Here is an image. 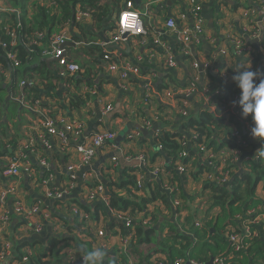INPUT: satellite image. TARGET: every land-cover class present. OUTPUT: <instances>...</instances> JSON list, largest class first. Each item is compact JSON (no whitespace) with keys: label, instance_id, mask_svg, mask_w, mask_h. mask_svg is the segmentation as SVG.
<instances>
[{"label":"crops","instance_id":"obj_1","mask_svg":"<svg viewBox=\"0 0 264 264\" xmlns=\"http://www.w3.org/2000/svg\"><path fill=\"white\" fill-rule=\"evenodd\" d=\"M166 1L142 0L139 6L133 4L137 10L146 12V14L141 16L142 30L138 34L128 35L125 40L112 41V31L101 32L107 40L106 42L100 35L91 39L90 31L93 20L87 16H82L81 20L75 17L76 24L89 28L84 39L75 40L73 35H79V28L78 26L74 27L72 24L68 26L66 29L68 40H72L75 46L66 47V55L69 60L77 63L80 67L82 66L79 75L93 82L95 93L92 95V103L82 102L80 95L73 92L71 97L75 96V98L72 100L71 97L66 99L64 102L66 107L57 106L60 105L61 99L67 92L64 76L61 74V67L55 59L47 62L46 58L50 56L37 59L32 56L30 58L32 62L29 66L31 68L34 69L40 62H44L51 73L49 78H40L37 73L30 72V75H33L34 78V84L30 87L34 86L38 89V98L42 100L43 104L46 103L55 107V114H58L55 115L57 120L60 117H65L69 121L81 120L83 122L85 128L81 142L85 139L88 140L87 138L96 130H109L114 132L116 136L126 126L130 128V134L132 133V135L134 132L139 131L136 139L139 142L143 141V143L124 139L117 145L115 137L114 141L107 142L100 147L91 162L87 164L96 166V172L91 169L81 171V154L76 149L80 142L69 139L68 144L64 145L56 137H52V147L50 149L38 145L41 150L44 149L42 151H44L47 160V166L41 165L39 162L40 149H38V152L35 149L37 143L40 144L36 140L37 134L41 129L44 130L43 126L40 125V118L37 113L21 107L11 98L22 91L25 85L21 86L20 81L27 78L24 76L18 79L10 73L3 80H0V93L3 95L2 99L5 100L2 102L0 97V141L9 143L13 139L16 145H27L28 148L33 147L35 149V152L30 150L26 152L33 174L27 175L22 170L19 180H13L12 175L3 173V168L7 167L6 165L11 162L14 155L16 156L17 151L13 153V148L18 146L7 145L6 147L5 145L6 149L10 147L9 156L0 157V191L8 187L10 183H13L16 187L15 195L8 196L4 202L0 203L1 240L2 238L10 240L13 246L19 242H37V246L27 247L31 253H36L37 248H41L46 244L48 236L46 226L52 223L51 231L54 234L76 235L80 239H86L87 236L84 233L87 231V233L91 232L95 236L94 249L103 248L110 251L121 249L120 241L123 233H120L117 226L113 227L115 234L109 230L111 218L115 215L113 212L103 214L99 211V208H95L97 203L108 205V201L103 200L102 196L96 199L88 197L90 191L94 190L96 183L100 182L102 184L99 176H102L106 182L108 176L115 183H119L127 175V173H124V168L132 165H122L117 154L122 156L143 154L146 157V163L140 166L143 172H134L136 178L143 181V188L135 192L138 195L146 196L147 185L150 184L148 190L156 192L158 189L166 197L164 200H155L148 204L146 215L142 213L135 214V217L141 220L142 223L147 222L149 225H156L157 228L160 224H163L164 233H167L169 223H176L180 227L185 218L190 215L193 217V221L204 223L210 217H214L219 213L218 208L207 211L208 206L207 203L205 204V197L208 191L202 192L205 182H214L212 177H208L209 170H206L212 168L211 165H207V162L215 160L208 158L213 152L212 148L208 147L201 153L200 150L192 149L191 146V152L193 153L185 158L187 161L185 163L186 167L179 164L184 166L182 171L175 167V162L172 164L165 155L156 154L158 145L153 139L155 135L161 133V129H159L153 116L157 113V110L169 112L167 116L170 118L169 127L174 130V125L178 121V117L174 115L177 113L181 98L178 93L171 95L176 90L173 83L168 88L160 91L158 86L162 81H166L164 76L167 71H173L176 80L184 83L187 76L191 75L188 65L193 60L203 64L202 71L204 70V72L201 83L205 81L215 84L213 77L220 76L221 73L225 75L224 77H228V81H231V76L238 66L245 68L249 67L250 63H246V57L239 53L234 45L228 41L227 33L232 37L239 36L244 42H247L253 49V56L264 61V0H195L194 3L200 6L203 32L199 37V42L190 47V56L186 59H184L182 53L183 45L177 39L176 32L167 30L165 22L167 19L173 18L177 28L180 25H191L192 21L189 16L191 0H170V4H166ZM124 2L125 0H122L118 5L122 7ZM14 11L17 16L19 7H13L8 1L0 0V19H2L0 25L7 20L9 21L7 14L9 12L14 13ZM28 14L30 15L31 12L29 11ZM182 14L185 18L181 16ZM115 16L118 20V15ZM246 37L259 40L250 43ZM168 52L181 65L174 69L165 67ZM105 53L108 54L109 59L104 58ZM109 62L129 63L137 67L139 73L137 75L132 74L127 88H124L117 81V73L108 71L107 65L110 64ZM151 73H154V75L152 76ZM142 81L146 82L142 84ZM82 83L85 82L79 84ZM26 86L28 87V85ZM168 90L171 91L170 94ZM238 91L240 95V90L238 89ZM195 100H199V97L196 96ZM8 101L15 103V107L13 111L6 114L5 107ZM116 102L119 103L121 111L126 114V118L119 113L107 120L96 118L97 112L104 115L103 108L108 104L114 108ZM6 118L12 120L6 123ZM146 121H151L150 127L145 126ZM142 130L146 132H142ZM85 133L87 134L85 135ZM262 145H264V141H251L246 154L253 155ZM187 151L189 152V148H187ZM217 153L228 159L232 155V150L226 145ZM111 157H116L117 162L114 163ZM69 166H72V169L69 170ZM64 168L69 171V174L63 171ZM161 168L163 170L157 174V169ZM242 169L244 168L240 162L237 167L231 168V171L236 175L243 171ZM70 176H74L75 179L74 186L69 194H72L73 191L75 193L70 198L58 201L60 204L54 207L59 213L69 217V220H66L53 215L50 207L42 201L41 196H45L46 189L55 191L59 189L58 187H63L70 181ZM169 186H173L174 190H171ZM117 193L125 195L126 188L118 189ZM256 193L259 198L264 200L262 184L258 185ZM106 194L107 191L105 190L104 195ZM17 199L23 201L27 208L40 204L41 209L37 215L25 217L24 214L13 211V205ZM175 200L179 202L177 205L174 203ZM73 207L77 209L76 214L72 212ZM263 210L261 205L253 213L256 220H258L256 229L263 226ZM151 213L156 215V220L152 219ZM250 214L252 213H246V215ZM75 217H77L80 227L78 229L69 228V224H73L72 220ZM37 223L43 224V231L37 234L39 239H31L36 234L33 227ZM99 230L103 231L102 236H97L96 231ZM153 247L154 244L152 243L141 244V251L139 250V252L148 254ZM68 249L65 246L61 251L64 254ZM156 257L157 259L163 258V254L156 252L151 256L152 259Z\"/></svg>","mask_w":264,"mask_h":264},{"label":"trees","instance_id":"obj_2","mask_svg":"<svg viewBox=\"0 0 264 264\" xmlns=\"http://www.w3.org/2000/svg\"><path fill=\"white\" fill-rule=\"evenodd\" d=\"M8 3L15 7H19V13L16 16L13 12H9L7 17L9 21L0 25V80L10 73L18 79L26 76L29 80L33 75L30 72L37 73L40 78H49L51 73L48 71L44 62H40L36 68H31L33 56L34 59L43 57L45 48H49L50 39L54 33L66 30L70 24L74 27L78 26L79 35L74 34V39L82 40L88 34L89 28H85L76 24L75 12L76 8L81 11L88 12L93 20L92 28L90 31L91 39L97 38L99 32L112 31L116 28L118 20L116 14L119 16L121 6L118 5L122 0H6ZM135 6H139L142 0H131ZM31 12L29 15L28 12ZM91 27V26H90ZM9 32H13V36ZM42 36L39 37L38 34ZM8 52H14L18 65H14L13 61L7 58ZM184 56V59L188 58ZM251 58L245 59L246 63H250V70L257 68H264V61L261 58L254 57L253 53ZM248 60V61H247ZM181 65L180 62H177ZM82 67V66H81ZM79 72H74L69 76L64 77L65 82L69 81L71 84H79L85 82L89 86H94L87 78L80 76ZM249 67H245L247 69ZM230 70L228 71V73ZM50 73V74H49ZM88 74V72H87ZM234 74V73H233ZM173 71H167L158 89L159 91L168 88L171 83L175 88H185L188 83H180L176 80ZM189 77V76H187ZM214 89L221 88V95H214L212 102L214 107L209 104L205 105L204 102L195 100V95L189 98L179 96L187 100L192 109L188 116H183L177 113L178 121L174 125V130L169 127L170 118L167 117L169 112L157 110V125L161 129V133L154 136L153 141L160 144V148L156 149L157 155H165L173 164L177 160V156L182 149L180 140L190 138L192 149H198L200 143L205 142L206 146L212 148L214 152L219 151L222 147L229 145L239 149V156L244 152L238 145L235 135L232 131L235 129L247 144L249 139L245 133V123H251V115L244 119L241 117V109L239 107H230L228 105L233 99L232 94L237 93L239 97L238 88L232 81H228V77L215 76ZM258 82V81H257ZM197 88L202 89L201 83H197ZM38 89L34 86H25L21 93L27 94V98L38 99ZM74 97H71V100ZM180 98V100H181ZM89 99L87 95L82 98V102ZM33 100H30L33 101ZM5 100L2 99V102ZM75 101V100H74ZM15 103L8 101L5 107L8 110L9 106ZM43 107L50 111V114L56 113L55 107L50 104H41ZM61 107V105H57ZM221 106H225L223 110ZM182 107V102L179 103V108ZM55 111V112H54ZM9 112V110H8ZM227 116V117H226ZM126 139H128L126 137ZM139 142L137 139L134 140ZM16 145L15 140L12 139L9 143L0 141V157L9 156V148ZM41 144L37 143L35 146L36 151L40 149V157H46L44 149L41 150ZM191 146L188 154L191 155ZM186 146H184V149ZM264 151L262 145L256 153L249 159H243L242 166L244 169L238 174L229 171L226 181L220 183L205 182L202 192L208 191L205 202L207 203V211L213 208H218L219 213L210 217L204 223L193 221L191 215L185 218L184 223L178 227V224L169 223L167 225V233H164V225L160 224L159 228L156 225H145L141 220L135 217V213L147 214L148 204L155 200H164L166 197L158 189L156 192L148 190L150 184L147 185L146 196L138 195L135 191L137 178L134 175L135 171L143 172L142 167L132 165L124 168L125 177L119 183H115L107 176V182L104 185L107 191L106 199L108 205L97 203L96 209L103 214H110L113 212L115 217L111 218L112 221L109 225L111 233L115 234L114 226H117L123 236L126 235L128 229L125 221L117 216L129 215L133 217L130 223L128 236L130 242L127 249L121 251L113 249H104L107 253L103 264H154V259L151 256L154 253H162L163 264H173L178 258L187 260H195L197 264H210L209 260L216 257H223L232 253V257L224 259L222 264H264V232L262 236L250 238L245 236L242 240L245 246L238 251L233 250V244L230 242L227 234V229L230 226L235 228L236 231L243 233L244 226L248 223L254 214L246 215L247 212L257 211L259 206H263L264 200L257 196L256 190L259 184H262L264 190ZM45 155V156H44ZM183 161H186L184 158ZM131 165V164H127ZM237 167V161L231 160L226 162L225 169ZM4 169V168H3ZM211 170V168L206 169ZM230 179V181H228ZM100 184L96 183V185ZM126 188L125 195L117 193L118 189ZM166 201V200H165ZM60 202L56 201L53 207L59 205ZM264 211V210H263ZM145 214V215H146ZM152 214V213H151ZM152 219L156 220V215L152 214ZM77 217H75L69 224V228L78 229L80 224ZM65 223L66 221L63 220ZM257 228L252 225V229ZM87 238L80 239L74 235L54 234L51 233L47 236L46 244L41 248H37L36 253H27V247L37 246V242L27 241L25 243L19 242L13 246V254L20 260L24 255L28 257L26 264H70L61 251L65 246L70 247L68 241L73 242V247L78 252L77 257H84L88 251L93 250L95 236L91 232L84 233ZM112 234V235H113ZM144 243H152L154 247L148 254L139 252L140 245ZM31 248V247H29ZM141 251V250H140ZM187 264V263H186ZM212 264V263H211Z\"/></svg>","mask_w":264,"mask_h":264},{"label":"built area","instance_id":"obj_3","mask_svg":"<svg viewBox=\"0 0 264 264\" xmlns=\"http://www.w3.org/2000/svg\"><path fill=\"white\" fill-rule=\"evenodd\" d=\"M195 0H191L190 2V7H189V13H190V18L192 21L191 25H185V26H179L177 28L175 21L173 18L167 19L165 22V28L167 30H174L176 32V37L177 39L182 43V53L184 56L190 55L189 50L190 47L193 46L195 43L199 42V37L203 32V18L200 15V6L194 3ZM78 8V7H77ZM76 8V9H77ZM146 12H140L137 10L134 6L131 0H125L124 5L121 8V11L119 12V20L117 22V26L114 30H112V41L117 42L121 40H125L128 35L131 34H138L142 30V23H141V16L145 15ZM75 16L78 20H81L82 16H87L88 18H91L90 13L81 11L80 8L77 9L75 12ZM183 18L184 14L181 15ZM10 35L13 36V32H9ZM126 34L125 37L123 35ZM39 37L42 36L41 33L38 34ZM226 37L229 42H231L235 49L243 54L248 60L251 58L250 54L253 51L252 47L247 44V42H244L239 36L238 37H232L230 34H226ZM68 40V32L66 30L59 31L57 33H54L50 39V46L49 48H45L43 51V56H50V57H57V63L61 67L62 71L61 74L66 77L69 76L70 74L77 72L79 70V65L71 60L66 55V50L65 48H61V44L65 41ZM106 42V41H105ZM7 58L12 60L14 65H18V60L16 59V54L14 52H8L7 53ZM105 59H109L108 54L105 53L104 55ZM178 61L175 59V57L168 52L167 58L165 60V67L168 69H174L176 68L179 64L177 63ZM110 63V62H109ZM202 66L203 64H199L198 62H195L194 60L190 62L188 65V69L191 72V75L186 78V82L188 85L185 88H175L172 93L170 90L169 94L174 95L176 93L180 94L181 96L185 98L192 97L193 95L198 96L199 100H196L198 102H204L205 105L209 104L210 107H214V103L212 102L213 96L214 95H221L222 94V89L221 88H216L214 89L211 85H214L209 82H202L201 80L203 79V72L202 71ZM108 71L111 73H117V81L120 86L127 88V84L129 83V79H131L132 74L137 75L139 73V69L137 67H134L130 65L129 63H110L107 65ZM153 76L154 73H151ZM222 77L225 75L223 73L220 74ZM201 83L202 89L199 91L197 83ZM34 81L31 80H22L20 81L21 86H30L33 85ZM65 86L67 87V92L66 95L63 96L61 99V103H64L66 99H69L73 94V92L77 93L80 95L81 98H85L87 95L89 96V99L85 100V102L92 103V95L95 93V86H89L86 83L82 84H71L69 81H66ZM175 87V86H174ZM27 94L25 93H19L17 95H13L11 98L12 100L16 101L21 107L35 112L38 114L40 118V125L43 126L44 130H40V132L37 134L36 140L46 149H50L52 147V137H56L62 142V144L67 145L68 142L74 141V142H79L81 137L83 136L84 132V124L81 120H71L69 121L65 117H60L58 120L55 118V114L53 113L52 115L50 114V111L43 107L41 104L42 100L38 99H32L26 97ZM233 99H237L238 95L237 93L232 94ZM30 100H33L30 102ZM231 100V101H232ZM182 102V107L177 109V113H180L183 116H188L190 110L192 109L191 104L187 101L184 100V98L179 100ZM231 101L228 105L230 107H233L231 104ZM221 108L224 110L225 106H221ZM113 109L112 105H106L103 108V112L107 113ZM55 112V111H54ZM158 114L153 116L154 120H157ZM227 117V116H226ZM60 125H58V123ZM151 121H146L145 126L150 127ZM253 124L251 123H245V133L249 139V143L247 142L240 136L238 135L237 130L232 131V135H235L237 137L236 141L238 145L240 146L241 149L244 147V152L242 153L241 156H239V149L231 147L228 145L229 148L232 150V155L226 159L225 157L221 156L220 153H217L223 149V147L217 151V152H212L208 158H213L215 160H209L207 162V165H211L212 168L208 173V177H212V181L220 183L224 182L227 180L229 177L228 173L231 171V168L225 169L226 162L231 160V158L234 161H237V164L240 162L242 163L243 159H249L253 155H247L246 150L248 146L250 145L251 141H257L254 139L251 135V127ZM139 135V131H136L127 136L129 140L134 141L136 137ZM116 137L114 132H111L109 130H96L89 138L88 140L85 139V141L80 142V144L77 145L76 149L79 151L81 154V162L80 166H85L91 162L93 157L95 156L96 151L102 147L105 143L112 141ZM68 139V140H67ZM70 139V140H69ZM79 140V141H78ZM180 143L182 145V149L178 154V158L174 163V166L177 167L179 170H183L184 166L186 167V162L183 161L184 158L189 157L187 148L191 146L190 144V138L185 139V136H183V139L180 140ZM157 149L160 148V144H157ZM184 146H187V148L184 149ZM197 150H200L202 153L205 151L208 147L206 146V143H200L197 146ZM27 150H30L32 152H35V149L33 147H29L27 145L22 146L18 145V147L13 148V153H16V161L11 160L9 164H7L4 169L3 173L5 175H12L13 180H19V177L21 175V171L23 170L27 175L33 174V170L31 168V163L29 161V157L27 156ZM124 159L128 162L132 161L133 159H138L139 164L138 166H142V164L146 163V157L143 154L140 155H126L123 156ZM221 158V159H219ZM19 160V162H17ZM111 160L116 163L117 158L112 157ZM39 162L43 166H47V160L46 157H40ZM183 164V165H179ZM178 165V166H177ZM72 169V166H69V170ZM163 169H157V174H159ZM50 177V176H49ZM51 179V178H49ZM74 176H70V181H68L63 187L62 191L55 190L51 191L50 189L45 190V197L47 198H59L63 193H70L72 187L74 186ZM211 180V179H210ZM47 181V180H46ZM136 188L140 191L143 188V181L140 178H137L136 181ZM171 190H174L173 186H169ZM15 190L16 187L13 183H10V185L0 191V203L4 202V200L8 196H14L15 195ZM105 189L102 184H98L94 187V190L90 191L88 197L90 199H96L99 196H102L103 200H107L106 196L104 195ZM175 205H177L179 202L177 200L174 201ZM41 206L39 205H33L29 208L25 206L23 201L20 199H17L14 202L13 205V211L17 213L24 214L25 217H32L37 215V213L40 211ZM77 209L75 207L72 208V212L76 214ZM252 214L254 212L250 211ZM137 214V212L135 213ZM117 216L125 221V224L128 229V232L126 235H124L121 239V246L124 249H127V245L130 242V237L128 236L129 234V229H130V223L131 219L133 217H130L129 215H120L117 213ZM259 218V217H258ZM256 217H251L249 219L248 223L244 226V232L240 233L236 231L235 228H228L227 229V234L230 242L233 244V250L238 251L241 248L245 246V243H243V238L245 236H248L250 238H256L258 236H262L264 232V220L262 223V227L259 229L253 228L252 225H256ZM144 224H147V222H144ZM59 225V224H57ZM257 226V225H256ZM62 227V226H60ZM33 230L35 231L36 234H39L43 231V224L37 223L33 227ZM97 236H102L104 233L102 230L96 231ZM69 249L64 253L65 258L69 261L70 264H83V256L77 257L78 252H75L74 247H68ZM13 250V243L10 240L2 238L0 236V264L5 262L4 264H26V261L28 259L27 255L23 256L20 260L17 258L15 254L12 252ZM27 253H31L30 249L26 250ZM77 253V254H76ZM232 257V253H229L226 256L223 257H216L213 258L212 264H222L224 259ZM163 258L157 259V257L154 259V264H163L162 263ZM197 264L195 260H187L185 261L184 259L178 258L174 261L173 264Z\"/></svg>","mask_w":264,"mask_h":264},{"label":"clouds","instance_id":"obj_4","mask_svg":"<svg viewBox=\"0 0 264 264\" xmlns=\"http://www.w3.org/2000/svg\"><path fill=\"white\" fill-rule=\"evenodd\" d=\"M250 68L244 69L238 66L234 70L231 81L240 90V95L232 100L231 104L241 109L242 118L247 119L251 115L253 124L250 129L251 135L257 141H264V68H257L254 71ZM261 154L264 155V151ZM120 247L121 251L125 250L121 246V241ZM106 255L103 248H95L86 253L83 257V264H103Z\"/></svg>","mask_w":264,"mask_h":264},{"label":"water","instance_id":"obj_5","mask_svg":"<svg viewBox=\"0 0 264 264\" xmlns=\"http://www.w3.org/2000/svg\"><path fill=\"white\" fill-rule=\"evenodd\" d=\"M166 4H170V0H167L166 1ZM16 12L14 11V14H15ZM99 35L105 40V41H107L104 37H103V35L101 34V31L99 32ZM126 36V34H124L123 35V37H125ZM262 38V37H261ZM246 39H247V41L249 42L250 41V43H252V42H254L255 40H259V39H249V38H247L246 37ZM75 46V43L72 41V40H67V41H65V42H63L62 44H61V48H66V47H68V46ZM53 59H57V57H48V58H46V61L48 62V61H51V60H53ZM201 65V64H200ZM146 81H142L141 83L142 84H144ZM118 87H120V86H118ZM74 98H75V96H73ZM61 105V104H60ZM61 106H63V107H66L65 106V104L64 103H62V105ZM116 113H119L120 115H122V117H124V118H126V114L124 113V112H122L121 111V109H120V106H119V103L118 102H116L115 103V105H114V108L111 110V111H109V112H107L106 114L104 113V115H101L99 112H97L96 113V118L97 119H103V120H107L108 118H110V117H113ZM142 132H146L145 130H142ZM87 133H85V135H86ZM130 134V128L129 127H125V129H123L122 131H120L119 133H118V135L116 136V138H115V143L117 144V145H119V143H120V141H123L124 139H126V136L127 135H129ZM82 139H83V137H81V140L79 141V142H81L82 141ZM114 141V140H113ZM118 141V142H117ZM156 149H157V147H156ZM117 156L119 157V161H120V163L122 164V165H127V164H131V165H138L139 164V160L138 159H133L132 161H130V162H128V161H126L125 159H124V157L121 155V154H117ZM112 158V157H111ZM12 160L13 161H16V157H12ZM89 169H91V170H93V171H97V167L96 166H94V165H85V166H82L81 167V171H84V170H89ZM63 171H65L66 173H68L69 171H67L65 168L63 169ZM69 174V173H68ZM99 178H100V181H101V183L102 184H105L106 183V181H105V179L102 177V176H99ZM59 188V190L60 191H62V187H58ZM73 193H75V191H73L72 192V194ZM72 194H66V193H63L59 198H47V197H45V196H41V199H42V201L45 203V205H47L48 207H50V210L52 211V213H53V215H57V216H59L60 218H62V219H66V220H69L68 218L69 217H67V216H65L64 214H62V213H59L57 210H55V208L53 207V204L56 202V201H60V200H64V199H66V198H70L71 196H72ZM51 227H52V223H49V224H47V226H46V230H47V235H49V234H51L52 233V231H51ZM31 239H39V236L37 235V234H35L33 237H31ZM212 260L213 259H210L209 260V263L211 264L212 263ZM5 262H3L2 264H4Z\"/></svg>","mask_w":264,"mask_h":264},{"label":"rangeland","instance_id":"obj_6","mask_svg":"<svg viewBox=\"0 0 264 264\" xmlns=\"http://www.w3.org/2000/svg\"><path fill=\"white\" fill-rule=\"evenodd\" d=\"M119 4H120V3H119ZM1 21H2V19H0V22H1ZM0 97H1V99L3 98L2 93H0ZM8 110H9V112L13 111V110H14V105L11 104V105L9 106ZM8 110L5 111L6 114H7ZM174 116H177V113H176ZM10 120H12V119H7V118H6L5 122L8 123V122H10ZM205 204H206V202H205ZM68 243H69V246H70V247H71V246L73 247V242H72L71 240L68 241Z\"/></svg>","mask_w":264,"mask_h":264}]
</instances>
